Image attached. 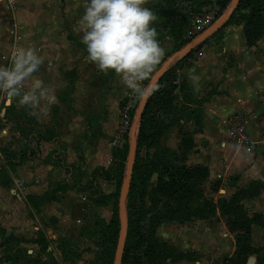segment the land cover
Here are the masks:
<instances>
[{
  "label": "rangeland",
  "instance_id": "1",
  "mask_svg": "<svg viewBox=\"0 0 264 264\" xmlns=\"http://www.w3.org/2000/svg\"><path fill=\"white\" fill-rule=\"evenodd\" d=\"M213 8H219L217 0H0V115L10 94L19 112H11L14 124L0 118V173H5L2 162L9 151L19 153L31 144L40 120L48 123L64 145L75 151L90 146L101 155L92 174L83 179L79 162V167L70 168L68 182L53 187L63 194L59 199L66 200L63 203L56 197V207L68 209L69 216L55 231H47L58 223L47 214L39 216L24 231L17 226L11 230L0 227V264H106L102 260L103 249L118 229L116 220L120 221V191L115 179L124 163L126 174L129 148L133 138H138L140 125L136 115L140 103L163 65L201 36L192 41L184 39L193 18ZM226 13H220L214 25ZM241 24L237 15L227 27ZM176 35L180 36L178 40ZM220 39L213 37L207 43H218ZM143 49L158 53V60L144 64ZM201 53L200 49L195 51L191 61L195 62ZM175 63L176 60L171 67ZM192 64L187 62L185 67ZM181 72L182 68H177V84L182 83ZM185 92L177 91L178 110L169 121L178 128L190 116L186 106L180 104L196 106ZM129 101L138 103L134 126L119 139L122 109ZM233 116L228 117L227 128L234 142L230 125ZM195 117L201 119L199 114ZM246 119L248 131L250 117ZM260 120L264 122V117ZM170 132L160 140V148L140 150L139 156L147 167L144 175L148 176L158 161L170 158L167 149L180 157L193 152L194 143L189 138L192 132L186 130L180 135L185 143L182 141L179 152L167 146ZM172 139L170 142H175ZM249 147L247 152L255 153L253 142ZM58 153L57 159L67 161L66 150ZM34 156L30 159L34 160ZM157 178V174L144 178L148 192L157 184ZM237 182V177L209 179L206 194L211 198L210 189L218 187L214 198L229 199L240 189ZM135 183L140 186V176H136ZM262 191L243 204L250 216H264ZM46 200L48 197L31 198L33 213L37 211L38 215ZM157 238L173 248L175 255L187 257L163 264H224L235 252V237L219 214L208 220L164 223L157 229ZM253 240L264 260L263 228H254Z\"/></svg>",
  "mask_w": 264,
  "mask_h": 264
},
{
  "label": "crops",
  "instance_id": "2",
  "mask_svg": "<svg viewBox=\"0 0 264 264\" xmlns=\"http://www.w3.org/2000/svg\"><path fill=\"white\" fill-rule=\"evenodd\" d=\"M213 37L221 39L218 43H203L199 46L197 49L202 51L201 56L181 72L185 93L196 101V106L186 102L180 104L186 106V112L190 116L182 122V128L174 127L171 130L169 138H166L167 146L179 152L182 143L180 131L184 133L189 130L192 132L189 138L194 144L193 152L187 156L188 166L207 167L211 181L215 177H237L240 189L253 182L264 183V122L260 120L264 117V35L255 46L250 47L241 24L224 26L210 38ZM147 52L149 51L144 50L143 54L146 55ZM8 97L0 118L6 123L14 124V114L11 115V112H19L11 100L12 95ZM238 113L250 117L249 139L256 145L253 154L237 146L228 135V117ZM198 114L201 119L195 117ZM36 129V135L25 151L16 153L12 149L9 151L10 155L5 156L6 161L2 162L5 173H0V227L6 230L17 226L24 231L39 216L47 214L58 222L47 231H55L69 216L68 209L63 211L56 207L59 206L56 197L59 199L58 196L63 194L55 192L53 187L60 182H68L70 168L74 170L79 167V162L82 164L83 179L87 174H92L100 164L101 155L95 152V148L82 146L81 150H76L77 153L74 147L64 145L51 131L48 123L42 120L38 122ZM172 138L176 143L170 142ZM60 150L67 151V161L57 159ZM31 155H35L34 160L30 159ZM7 179L8 182L5 181ZM46 197L48 200L40 208V213H33L31 198L38 200ZM59 200L66 203L64 199Z\"/></svg>",
  "mask_w": 264,
  "mask_h": 264
},
{
  "label": "trees",
  "instance_id": "3",
  "mask_svg": "<svg viewBox=\"0 0 264 264\" xmlns=\"http://www.w3.org/2000/svg\"><path fill=\"white\" fill-rule=\"evenodd\" d=\"M231 2L232 0H217L220 13L228 12ZM237 15L244 24L247 45L255 46L264 35V0H241L225 27L233 23ZM179 38L180 36L176 35V39ZM186 44L182 43L181 46ZM195 51L187 59L176 61L175 66L168 69L151 92L140 120L136 162L126 202L129 229L123 264H163L167 260L175 262L185 260L187 258L185 254L175 255L173 248L158 240L157 229L167 222L208 220L218 214L228 232L235 237V252L231 258L224 260V264H248L249 260L254 258L255 264H264V260L259 256V249L255 247L253 241L254 227L264 229V216L262 214L250 216L243 205L244 201L261 194L264 189L263 182H254L246 189H239L229 199L216 200L214 195L218 194L219 188L213 187L210 189L213 195L210 198L206 194V184L210 179L209 169L199 165L188 166L185 153L180 157L167 149L166 154L170 158L166 161H158L148 174L149 177L157 174V184L151 192L145 187L144 178L148 176L144 174L147 167L139 156L140 150L143 147L147 150L160 148V140L175 127L169 121L178 110L175 106L177 91L185 90L184 82L177 84L179 79L177 68L183 70ZM125 165V163L120 165L115 179L118 191L121 190L125 178ZM136 176L141 178L140 186L135 183ZM143 184L144 187L141 188ZM147 202L150 204L149 207ZM116 224L118 229L113 234L112 241L103 249L102 260L106 264H114L121 227L119 220H116ZM103 245L104 243L100 244Z\"/></svg>",
  "mask_w": 264,
  "mask_h": 264
},
{
  "label": "water",
  "instance_id": "4",
  "mask_svg": "<svg viewBox=\"0 0 264 264\" xmlns=\"http://www.w3.org/2000/svg\"><path fill=\"white\" fill-rule=\"evenodd\" d=\"M241 0H232L230 9L228 12L207 32H205L203 35H201L198 39L188 44L184 49L179 51L177 54L174 55L167 63L163 65V67L154 75L151 86L149 90L145 93V96L143 97L139 109L137 111L136 115V122L140 123V120L143 117V112L146 108L147 101L150 97L151 92L154 88L157 87V85L160 83L163 76L166 74L168 69L171 67L172 63L174 61H182L185 60L191 53H193L194 50H196L199 46H201L203 43L206 42L207 39L218 33L232 18L234 12L237 10ZM9 104V103H8ZM135 134V132H134ZM137 137L133 138V141L131 143V146L129 148V155H128V161H127V169L125 178L120 190V199H119V218H120V237L115 253V259L114 264H123L124 259V253L126 248V242L128 237V229H129V221H128V214H127V208H126V202L130 193L131 183L133 179V172H134V166L136 162V156H137ZM254 264H255V259ZM252 261L249 260L250 264Z\"/></svg>",
  "mask_w": 264,
  "mask_h": 264
},
{
  "label": "built area",
  "instance_id": "5",
  "mask_svg": "<svg viewBox=\"0 0 264 264\" xmlns=\"http://www.w3.org/2000/svg\"><path fill=\"white\" fill-rule=\"evenodd\" d=\"M219 14V8H213L207 11H203V13L195 16L192 20L191 27L187 31H185V41H192L196 37L202 35L205 31L209 30L216 22ZM188 43L189 42H187V44ZM158 58V53H146L142 61L144 64L149 65L153 61H157ZM191 60L192 57L188 59L189 64L194 63ZM137 105L138 103L136 101H129L124 105L121 113L120 127L118 131L119 139L132 131L134 126L133 119L135 116L134 114L136 113ZM247 124L248 121L246 117L241 113L234 115L230 121L231 137L233 138L234 143L246 150L250 149V140L248 139L247 134Z\"/></svg>",
  "mask_w": 264,
  "mask_h": 264
},
{
  "label": "bare ground",
  "instance_id": "6",
  "mask_svg": "<svg viewBox=\"0 0 264 264\" xmlns=\"http://www.w3.org/2000/svg\"><path fill=\"white\" fill-rule=\"evenodd\" d=\"M252 261H250L251 263L250 264H254V260L253 259H251Z\"/></svg>",
  "mask_w": 264,
  "mask_h": 264
}]
</instances>
